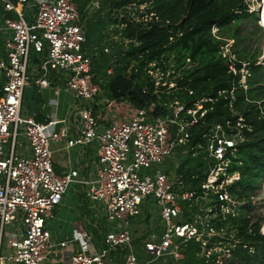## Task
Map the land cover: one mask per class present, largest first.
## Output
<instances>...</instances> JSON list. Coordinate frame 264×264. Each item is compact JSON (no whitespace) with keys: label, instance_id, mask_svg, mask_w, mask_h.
Returning a JSON list of instances; mask_svg holds the SVG:
<instances>
[{"label":"built area","instance_id":"obj_1","mask_svg":"<svg viewBox=\"0 0 264 264\" xmlns=\"http://www.w3.org/2000/svg\"><path fill=\"white\" fill-rule=\"evenodd\" d=\"M95 7L97 10L98 4ZM0 8L5 51V58L0 59V264H43L55 249L74 242L81 243L83 249L70 255L67 264H110L112 255L115 264L119 260L122 264H180L184 259L182 246L194 241L200 244L198 257L206 264H224L229 255H220V243L210 242L216 235L209 225V214L217 206L225 213H234L240 206L227 191L237 180L227 174V168L228 155L246 140L240 131L242 120H237L234 133L229 122L225 128L216 125L205 147H191V159L203 154L207 161L200 193L179 176L176 183L184 185L178 189L167 176L179 165L172 159L175 150L187 154L182 148L192 138L190 130L206 112L203 103L211 101L201 99L188 107L182 102V92L193 95L184 81L196 65L188 60L180 62L178 54L171 51L145 61L143 75L156 101L139 109L127 103L131 108L121 116H111L107 125H99L93 105L103 98L102 85L113 72L108 69L104 78L94 81L91 57L84 52V20L75 1L0 0ZM152 8L151 3L122 8L117 18L124 22L116 27L121 30L134 23L148 31L154 23L168 28V50L181 33ZM258 18V23L264 20V1ZM116 37L112 35L110 40L117 41ZM121 42L127 50L130 41ZM232 43L224 40L218 53L228 73H239L241 80L244 69L236 70ZM109 52L107 47L103 49L104 54ZM33 58L38 63L34 73L30 71ZM133 66L134 62L128 71ZM30 82L39 88L53 85L74 96L75 136L70 135V120L50 116L39 123L33 116L21 114L24 90ZM142 92L146 94L148 86ZM158 107L164 114L155 115ZM54 143H63L66 148L92 147L97 161L89 175L82 179L74 168L56 174L51 152ZM72 191L83 192L105 226H93L91 231L88 225L76 239L53 242L46 222ZM211 195L217 199L213 205ZM147 204L157 213L159 224L146 235L138 234L135 227L141 221L142 206ZM12 226L8 235L5 228ZM95 229L102 230L99 239ZM5 237L8 254L3 252Z\"/></svg>","mask_w":264,"mask_h":264},{"label":"trees","instance_id":"obj_2","mask_svg":"<svg viewBox=\"0 0 264 264\" xmlns=\"http://www.w3.org/2000/svg\"><path fill=\"white\" fill-rule=\"evenodd\" d=\"M74 1L85 21L91 0ZM146 3H151L152 10L163 20H169L174 31L181 33L168 50V28H160L154 23H150L148 31L141 30V26L134 23H127L126 28L121 30L116 27L124 22L117 18L118 11L132 4ZM98 6L86 21L84 31L86 45L90 44L92 49L98 50L96 56H91L94 81L97 83L105 77L108 69H112L113 75L102 85L104 95L109 100L127 102L135 109L156 101L143 75V67L145 61L161 53L176 52L180 62L188 60L196 65L184 81L193 95L187 96L186 92H182V102L188 107L201 99L211 101L203 103V111L206 112L190 130L192 138L182 148L187 150V154L174 169L180 175L179 179L191 190L197 194L201 192L200 186L207 171L203 154L191 159V147H205L210 139V130L216 125L225 128L226 122H229L234 133L237 120H242L240 131L246 140L228 155L230 163L227 168V174L237 178L227 186V191L241 205L236 207L234 213H225L218 206L214 208L209 214V225L218 236L211 238L210 242L220 243V255H229L224 264H264V235L259 231L261 220L253 222L250 214L251 197L264 178V72L262 66L258 65V55L253 54L249 47L252 46L251 33L243 37L240 27L243 19L253 17V29L262 32L263 29L257 25V12H249L245 0H101ZM2 13L0 8V15ZM5 15L12 17L11 14ZM109 26L113 27L112 30ZM212 27L218 30L232 29L228 32V38L234 42L232 51L237 60L236 70L244 69L247 72L243 86L239 73L236 76L228 73L218 53L223 42L211 36ZM112 35L119 37L118 43L110 40ZM123 39L130 41L127 50L123 48ZM105 46L110 48L109 54L103 53ZM33 61L37 60L33 58ZM132 62L134 66L128 71ZM242 64H246L245 67ZM1 84L0 79V87ZM144 86H148L146 94L142 92ZM162 114L164 112L158 107L155 115ZM209 199L210 205L217 200L214 195ZM197 213L194 208V215ZM100 231L94 230L98 239ZM181 252L184 259L180 264H206L198 257V242L184 244Z\"/></svg>","mask_w":264,"mask_h":264},{"label":"crops","instance_id":"obj_3","mask_svg":"<svg viewBox=\"0 0 264 264\" xmlns=\"http://www.w3.org/2000/svg\"><path fill=\"white\" fill-rule=\"evenodd\" d=\"M0 45V59H3L5 58L4 46L1 42ZM91 47L90 44L84 45V52L90 57L92 55V50H95V48L92 49ZM37 64L38 63L34 61L31 63V72H35ZM125 103L114 102L113 100H109L106 96L104 99L102 98L95 102L93 107L99 125H107L111 116L119 117L125 112V109L131 108L127 102ZM76 107V99L64 89L56 88L53 85L49 88H39L30 82L29 86L24 90L21 114L23 116L31 115L34 120L39 123H45L50 116H54L56 119L70 120V135L75 136L76 128L72 120V114L75 112ZM111 119H113V117ZM24 146L25 145H22L20 147L22 152L25 151ZM51 152L53 169L58 175L66 172L70 168H74L78 171L80 178H86L90 173L91 167L94 166L97 161V155L90 146L66 148L63 143H54L51 145ZM69 194H71V196L64 198L61 206L52 212V218L46 222V228L51 233L53 242L76 239L82 229L90 225L87 220L83 222L84 207H81L86 205L89 211L92 209L85 200L83 192L79 193L72 191ZM56 218L58 219V223H50ZM62 234H66V236L61 238ZM57 236H59V238ZM80 248L83 249L82 244L74 242L68 244L64 249H55L54 254L46 263L67 264L70 255L82 250ZM3 252L8 254L10 250L5 246ZM109 261L110 264H115V255L110 256Z\"/></svg>","mask_w":264,"mask_h":264},{"label":"rangeland","instance_id":"obj_4","mask_svg":"<svg viewBox=\"0 0 264 264\" xmlns=\"http://www.w3.org/2000/svg\"><path fill=\"white\" fill-rule=\"evenodd\" d=\"M245 1H246L247 5H249V12H257V15H258L264 0H245ZM99 3H101V0L100 1L99 0H93V1L91 0V3H89L90 5L88 4L89 5V6H87L88 7L87 8L88 13L86 15L85 21L82 22V25L84 27H85L86 21L93 15V12L95 11V8H96L95 5H97ZM257 25H258V22H257ZM240 27L242 29V36L243 37H245L247 33H249V34L251 33L252 37H250V40H251L252 46H249V47L251 48V52L253 54L255 53L258 55V58H257L258 65L262 66V70L264 72V31L262 30V32H260L256 29H253V17H251L249 19H243L242 22L240 23ZM231 30H232L231 28L230 29L225 28V30H222V29L218 30L215 27L212 29L211 34L213 36H216L217 38H220L219 40H223V41L224 40H231L228 38V32H231ZM118 40H119V38H117V41ZM117 41H112V42L118 43ZM0 42H1V44H3L1 41V36H0ZM229 42H231V41H229ZM232 45H234V42L232 43ZM103 47H104V45H103ZM108 49H109V51H111L110 48H108ZM31 54H33L32 51H31ZM97 54H98V50H92L91 56H96ZM243 74L242 75L244 77H242L240 80V84L242 86L245 83L247 72L244 70ZM243 88L245 89V87H243ZM104 96H103V98H104ZM125 105H126V103H125ZM185 156H186V154L183 153V151L175 150L174 155L172 156V159L175 160V162L177 164H181L183 162V159L185 158ZM174 169H175V167H174ZM167 176H168V178L172 184H174L175 186H177V185L179 186L178 189H180V187H182L185 184V183L184 184L176 183V178H178V176H180V175H177L175 170L172 171L171 173H167ZM263 180H264V178H263ZM263 180L261 181V183L259 182L254 195L251 197V207H250V214L253 217V222L261 220V226H260L259 231H260V234H262V235H264V233H262V225L264 223V187H263L264 181ZM69 196H71V194H68V197ZM83 207H84L83 222L87 220V222L90 223L89 228L91 231H92L93 226H96V227H99L101 225L105 226V221L101 222V218L98 215H96V212L94 210L89 211V209L86 207V205L82 206L81 208H83ZM142 210L143 211H142L141 221L136 225L135 229H136V233L146 235V233H148L149 231L151 232V231H153V229H155V227H158L159 217H158L157 213L154 212L150 208L149 204L142 206ZM50 223H52V224L58 223V219L56 218L55 220L51 221ZM12 228H13V226L5 228V232L9 235ZM215 235L218 236V234H216V233H215ZM64 236H66V234H62L61 238ZM57 237L59 238V236H57ZM220 238H221V236H220ZM6 245H7V239L5 237L3 240V248ZM43 264H47L46 261ZM118 264H122V261L119 260Z\"/></svg>","mask_w":264,"mask_h":264},{"label":"water","instance_id":"obj_5","mask_svg":"<svg viewBox=\"0 0 264 264\" xmlns=\"http://www.w3.org/2000/svg\"><path fill=\"white\" fill-rule=\"evenodd\" d=\"M259 27H261L264 31V20H261L259 23H258Z\"/></svg>","mask_w":264,"mask_h":264},{"label":"clouds","instance_id":"obj_6","mask_svg":"<svg viewBox=\"0 0 264 264\" xmlns=\"http://www.w3.org/2000/svg\"><path fill=\"white\" fill-rule=\"evenodd\" d=\"M258 16H259V13H258ZM259 19V18H258ZM264 181V180H263Z\"/></svg>","mask_w":264,"mask_h":264},{"label":"bare ground","instance_id":"obj_7","mask_svg":"<svg viewBox=\"0 0 264 264\" xmlns=\"http://www.w3.org/2000/svg\"><path fill=\"white\" fill-rule=\"evenodd\" d=\"M263 233V232H262Z\"/></svg>","mask_w":264,"mask_h":264}]
</instances>
